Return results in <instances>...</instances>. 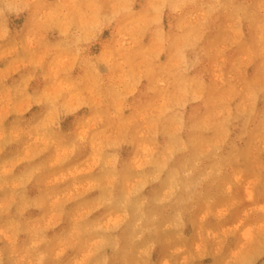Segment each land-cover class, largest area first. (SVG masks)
Returning <instances> with one entry per match:
<instances>
[{"label":"rangeland","instance_id":"374dc122","mask_svg":"<svg viewBox=\"0 0 264 264\" xmlns=\"http://www.w3.org/2000/svg\"><path fill=\"white\" fill-rule=\"evenodd\" d=\"M0 264H264V0H0Z\"/></svg>","mask_w":264,"mask_h":264},{"label":"bare ground","instance_id":"6f19581e","mask_svg":"<svg viewBox=\"0 0 264 264\" xmlns=\"http://www.w3.org/2000/svg\"><path fill=\"white\" fill-rule=\"evenodd\" d=\"M93 159V158H92ZM30 178V177H29ZM31 180V179H30ZM109 180V179H108ZM26 186V185H25ZM106 187V186H105ZM94 188V187H93ZM22 195V194H21ZM24 199V198H23ZM33 202V201H32ZM121 205V204H120ZM56 207V206H55ZM90 210V209H89ZM89 212V211H88ZM158 217V216H157ZM15 219V218H14ZM108 223V222H107ZM19 225V224H18ZM45 226V225H44ZM101 229V228H100ZM8 230V229H7ZM88 230V229H87ZM15 236V235H14ZM104 240V239H103ZM38 244V243H37ZM81 248V247H80ZM89 256V255H88ZM244 258V257H243ZM39 260V259H38Z\"/></svg>","mask_w":264,"mask_h":264}]
</instances>
